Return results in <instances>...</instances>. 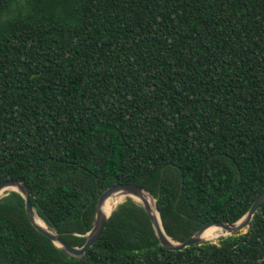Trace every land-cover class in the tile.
Listing matches in <instances>:
<instances>
[{
	"label": "trees",
	"instance_id": "1",
	"mask_svg": "<svg viewBox=\"0 0 264 264\" xmlns=\"http://www.w3.org/2000/svg\"><path fill=\"white\" fill-rule=\"evenodd\" d=\"M82 247L101 193L147 191L166 236L235 223L264 190V0H0V183ZM0 264H264L245 233L165 250L127 198L82 258L0 198Z\"/></svg>",
	"mask_w": 264,
	"mask_h": 264
},
{
	"label": "water",
	"instance_id": "2",
	"mask_svg": "<svg viewBox=\"0 0 264 264\" xmlns=\"http://www.w3.org/2000/svg\"><path fill=\"white\" fill-rule=\"evenodd\" d=\"M10 191L18 193L23 198L25 204V213L29 219L30 224L35 228V230L40 234H42L43 236H45L46 238H48L57 248L62 249L66 254L76 259L82 258L85 252L91 246H93L100 238L105 228L107 219L111 215V212L108 216L105 214L104 207L107 200L114 196H119V197L127 196L129 199H131L134 202L136 201L133 198H136L140 201L139 203L138 202L136 203L140 204L143 210L145 211V213L147 214L152 229L159 241V244L165 250L168 251H182L190 246L201 244L202 242H204L202 239V235L209 227L212 226L223 230L226 233L225 236L245 233L250 227L252 218L259 210L260 206L264 203V190H263L257 196L255 201L252 203L248 212L237 222L235 223H225L220 221L209 222L204 226H202L196 233H194L184 242L178 243V242H174L168 236L165 235L162 229L159 216H158L159 221L156 218V213L158 215V212L155 207V201L147 191H145L144 189L138 186L131 184H117L111 186L110 188H108L107 190H105L103 193L100 194L95 207V215H94V221L92 227L89 230V232L85 235L86 240L84 242V245L79 248L68 245L60 238L59 234L50 230L45 224H44L45 227H41L37 223V219H36L37 215L34 211L33 206L30 203L31 192L28 186H26L22 182H18L15 180H6L0 183V195H2L1 197L6 196ZM144 194H147L149 196L150 201H153V205H151L150 201H148L144 197Z\"/></svg>",
	"mask_w": 264,
	"mask_h": 264
},
{
	"label": "bare ground",
	"instance_id": "3",
	"mask_svg": "<svg viewBox=\"0 0 264 264\" xmlns=\"http://www.w3.org/2000/svg\"><path fill=\"white\" fill-rule=\"evenodd\" d=\"M2 195H0L1 197ZM144 197L150 201L149 199V196L147 194H144ZM128 197L127 196H123V197H119V196H114V197H111L107 200L106 204H105V207H104V211H105V214L108 216L110 214V212H112L114 210V208L122 201L126 200ZM136 202H140L138 199L136 198H133ZM150 204L153 205V201H150ZM156 218L157 220L159 221L158 219V215L156 213ZM36 219H37V223L41 226V227H45L44 226V223L41 221V219L36 216ZM226 235V233L219 229V228H216L214 226L212 227H209L205 232L204 234L202 235V239L204 242H207V241H210V242H214L222 237H224Z\"/></svg>",
	"mask_w": 264,
	"mask_h": 264
},
{
	"label": "rangeland",
	"instance_id": "4",
	"mask_svg": "<svg viewBox=\"0 0 264 264\" xmlns=\"http://www.w3.org/2000/svg\"><path fill=\"white\" fill-rule=\"evenodd\" d=\"M122 202H123V201H122ZM122 202H120V203H122ZM120 203H119V204H120ZM217 241H218V240H216V241H214V242H217Z\"/></svg>",
	"mask_w": 264,
	"mask_h": 264
}]
</instances>
